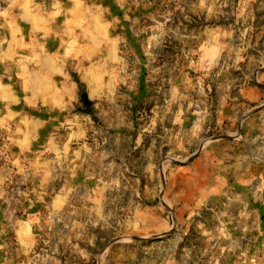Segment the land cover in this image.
<instances>
[{
	"label": "rangeland",
	"instance_id": "1",
	"mask_svg": "<svg viewBox=\"0 0 264 264\" xmlns=\"http://www.w3.org/2000/svg\"><path fill=\"white\" fill-rule=\"evenodd\" d=\"M0 264H264V0H0Z\"/></svg>",
	"mask_w": 264,
	"mask_h": 264
}]
</instances>
